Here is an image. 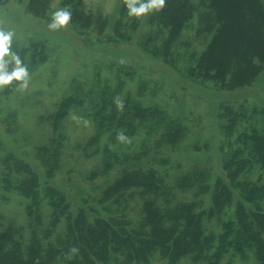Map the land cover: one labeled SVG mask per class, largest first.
Returning a JSON list of instances; mask_svg holds the SVG:
<instances>
[{"label": "trees", "instance_id": "obj_1", "mask_svg": "<svg viewBox=\"0 0 264 264\" xmlns=\"http://www.w3.org/2000/svg\"><path fill=\"white\" fill-rule=\"evenodd\" d=\"M50 1L30 0L28 7L42 15ZM63 4L73 7L78 30L93 26L101 40L99 34L109 17L87 13L79 2ZM126 9L125 3L118 8L120 18L113 30L104 34L107 42L117 43L118 37L128 40L121 23ZM195 14L200 22L196 37L206 39L201 50L191 49L182 37ZM147 24L151 29L139 40L143 52L162 59L192 83L232 90L250 85L264 71V0H166L161 11L147 17ZM179 41L186 46L182 52L175 50ZM44 45L30 38L22 49L36 55ZM99 87L100 98L90 114L94 135L83 148L86 153L93 149L105 133L112 144L103 150L102 162L90 173L91 180L109 178L114 168L122 166V155L113 149L118 132L132 136L141 125L151 124L153 130L160 127L163 131L155 141L156 150L168 147L171 151L186 137L182 120L163 107L127 96L118 109L114 102L118 94L107 86ZM74 90L76 93L66 96L49 117L54 130L73 105L81 107L90 92L78 84ZM83 92L86 98L77 97ZM219 117L221 175L213 177L203 164L176 171L171 167L124 166L90 205L82 199L74 209L62 189L40 180L22 158L6 155L0 188L28 201L24 211L30 232L24 238L23 228L14 221L3 224L0 214V264H150L155 255L169 264L186 257L193 264H231L227 262L250 257L264 264V105L223 103ZM61 138L50 139L49 149L40 150L43 161L51 166L48 173L60 162ZM169 161L156 160L163 167ZM132 205L139 208L137 220L127 213Z\"/></svg>", "mask_w": 264, "mask_h": 264}, {"label": "rangeland", "instance_id": "obj_2", "mask_svg": "<svg viewBox=\"0 0 264 264\" xmlns=\"http://www.w3.org/2000/svg\"><path fill=\"white\" fill-rule=\"evenodd\" d=\"M29 1L0 0V28L14 30L12 50L27 64L30 75L28 88L24 90L16 86L19 83L16 80L0 88V174L5 167L2 164L4 157L16 155L33 167L40 180L62 189L73 209L82 204V199L89 200L90 205L92 199L100 196L104 186L116 178L124 166L156 167L161 170H170L171 167L176 171L203 164L211 169L213 177L221 175L223 136L219 108L223 103L241 101L264 105V71L250 85L232 90H217L210 84L201 86L188 81L181 72L162 59L152 58L143 52L139 40L151 29L147 24V17L151 13L139 18L129 17L126 9L121 23L123 35L128 40L123 42L119 37L117 43L104 40V34L110 33L116 18H120L118 8L124 5L125 0H51L42 15L34 14L29 9ZM64 1L79 2L87 13L99 12L109 17L110 22L103 34H99L101 40H98V32L93 26L78 30L77 24L80 23L77 17L74 18L75 22L72 18L62 29L48 28L50 13L57 7L69 6L73 11L71 5L63 4ZM199 25L198 14H195L191 25L184 30L182 37L188 40L191 49L201 50L205 45L206 39L196 37ZM30 38L45 42L43 49L36 55L22 49ZM185 49L186 46L179 41L175 50L182 52ZM183 64L181 61L178 66ZM76 84L85 86L86 91L90 90L87 98L85 92L77 96L85 97L86 101H82L84 103L80 108L73 105L60 127L54 130L55 126L49 117L66 96L76 93ZM99 86H107L118 94L120 100L130 96L144 104L163 107L173 117L182 120L187 128L186 137L171 151L168 147L156 150L155 141L163 131L160 127L153 130L151 124L141 125L132 136L123 132L128 142H121L116 137L113 145L115 152L122 155L123 163L119 164L122 166L114 168L109 178L99 176L91 180L90 173L100 167L103 150L107 144H112L109 134L105 133L93 149L86 153L83 148L94 135L95 127L90 114H93L100 98L97 94L98 89H101ZM57 136H62L59 143L61 159L48 173L51 166L43 161L40 150L49 149V140ZM146 150L148 153L143 156ZM137 155H141V159ZM164 158L169 159L170 164L163 167L156 160ZM1 189L0 214L4 218L3 224L14 221L23 228L26 238L30 232L24 211L28 201L15 192ZM94 205L103 210L98 204ZM127 213L135 220L139 218L136 205H132ZM227 263L258 264L252 257L248 260L235 258ZM150 264L169 263L155 255ZM176 264L193 263L186 257Z\"/></svg>", "mask_w": 264, "mask_h": 264}, {"label": "clouds", "instance_id": "obj_3", "mask_svg": "<svg viewBox=\"0 0 264 264\" xmlns=\"http://www.w3.org/2000/svg\"><path fill=\"white\" fill-rule=\"evenodd\" d=\"M165 4L166 0H125V6L128 10L127 15L137 18L159 12L165 7ZM50 15L51 23L48 24V28L57 30L69 24L73 13L69 6H64L57 7ZM14 35V30L0 28V88L10 85L13 80H16L19 82L16 86L24 90L28 88L30 75L27 64L23 63L20 56L12 50ZM114 102L118 109H122L123 102L119 98ZM117 139L124 143L128 142V137L123 132L117 133Z\"/></svg>", "mask_w": 264, "mask_h": 264}]
</instances>
